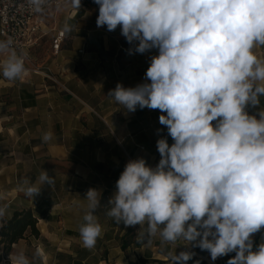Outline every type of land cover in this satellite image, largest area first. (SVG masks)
Instances as JSON below:
<instances>
[{
    "label": "clouds",
    "instance_id": "obj_1",
    "mask_svg": "<svg viewBox=\"0 0 264 264\" xmlns=\"http://www.w3.org/2000/svg\"><path fill=\"white\" fill-rule=\"evenodd\" d=\"M97 27H120L129 55L153 49L145 82L117 83L107 97L125 107L159 110L166 137L157 140L159 162L129 160L116 190L103 206L107 217L126 227L141 226L138 240L161 246L184 240L210 254L212 261L235 252L227 264H264V241L255 250L253 234L264 228V0H94ZM44 13L50 0H28ZM79 10L81 0H70ZM72 25L67 21L62 34ZM11 37L0 39V75L9 81L25 73L24 53ZM248 107L259 108L250 115ZM166 113V114H165ZM259 117V118H257ZM160 129L157 133H160ZM53 138L44 133L45 142ZM55 178L41 169L36 183L25 179L33 199ZM101 191H86L87 211L79 228L83 247L102 235L95 213ZM7 205L0 207L5 216ZM177 247V246H176ZM38 255V253H37ZM194 253H170L171 264H186ZM15 264H31L24 252ZM199 264V261L196 262Z\"/></svg>",
    "mask_w": 264,
    "mask_h": 264
},
{
    "label": "crops",
    "instance_id": "obj_2",
    "mask_svg": "<svg viewBox=\"0 0 264 264\" xmlns=\"http://www.w3.org/2000/svg\"><path fill=\"white\" fill-rule=\"evenodd\" d=\"M83 6L77 10L67 1L38 18L39 32L30 55L32 68L43 69V74H28L15 81L0 75V144H16L13 151L12 147L10 151L1 148L0 154L21 155L30 166L17 175L15 188L1 187L0 203L7 205V212L0 218L10 219L15 212L25 209L34 212L40 239L22 240L14 248L32 245L41 264H53L48 253L51 248L57 252L89 251L109 244L110 237L122 227L106 216L103 206L108 205L115 192L126 163L142 157L148 165L155 166L160 159L157 140L163 136L169 145L173 143L167 128L159 124L162 113L158 109L137 108L128 112L107 97L117 83L127 88L145 82L150 58L158 51L129 55L120 27L111 32L106 25L97 27L94 14L83 22ZM66 21L72 25V31L65 35L59 55L54 56L52 40L62 32ZM44 42L46 55H37ZM254 52L264 58V46ZM246 110L253 115L259 108ZM46 132L53 134L48 142L42 139ZM41 169L54 176V185L42 186L34 199L25 196L24 180L36 183ZM89 188L102 193V206L95 213L102 235L92 249L83 247L79 235L87 211V200L83 198ZM252 239L258 244L264 241V228ZM15 249L9 258L12 264L18 254ZM120 253L116 252V258ZM157 255L158 252H152L149 259L156 261Z\"/></svg>",
    "mask_w": 264,
    "mask_h": 264
},
{
    "label": "rangeland",
    "instance_id": "obj_3",
    "mask_svg": "<svg viewBox=\"0 0 264 264\" xmlns=\"http://www.w3.org/2000/svg\"><path fill=\"white\" fill-rule=\"evenodd\" d=\"M96 4L94 0H87L86 4L83 6L81 12H84L85 22L89 19L92 14L96 17L99 15V7H95ZM91 13V14H90ZM90 27V26H89ZM46 42L41 45L39 48L37 55L41 54L45 56V47L44 45ZM124 47L128 49L131 47L127 41H124ZM4 57L0 56V64H2ZM26 72L21 78L25 79L28 74H43V69H34L32 68L31 59L25 63ZM30 70V73H28ZM34 71V72H33ZM36 71V73H35ZM8 147L6 148V146ZM10 147L13 149L16 148V144H4L2 146L0 144V150L3 148L6 151H10ZM30 169L28 162L23 159L21 155L18 154H0V197L2 195L1 187L6 188L8 187L10 190L16 187V179L17 175L20 172H25ZM9 190V191H10ZM25 196H27L25 194ZM5 204L0 203V207L4 206ZM26 210V209H25ZM1 222L3 221L2 218ZM6 220V219H5ZM122 229L120 228L119 231L116 232L113 236L110 237V243L105 244L104 247L95 250L84 251L82 249H74L71 251L57 252L55 248H51L48 250L50 256H52L53 264H131L130 261L135 262L136 264H140L139 262L148 261L149 264H170V253H175L178 255L181 251H187L194 253L192 258H196L198 261L202 262L203 264H210L213 262L215 264H227V261L235 256V252L229 253L226 256H222L217 258L215 261H212L210 258V254L206 250H201L198 247H193L192 245H185L184 240H177L175 244H168L166 246H161L160 244V237L157 234L155 237L151 238V243L138 240V233L140 225H136L134 227H126L123 224H120ZM2 227V224H1ZM0 227V229H1ZM131 231V233H130ZM130 236L136 244L130 246L127 250H122V244L125 236ZM107 242V241H106ZM32 243L38 245L33 239ZM43 243L44 242H39ZM177 246V247H176ZM14 246L12 250V254L4 260L2 264H12L10 261V257L13 255ZM120 251V255L116 258V252ZM15 252H24L26 256L29 257L31 264H41L40 257L37 255L36 248L32 245L25 247L24 245L19 249L16 247ZM152 252H158L159 255L156 256L157 259L154 263L153 260H150V256ZM15 264V262H14Z\"/></svg>",
    "mask_w": 264,
    "mask_h": 264
},
{
    "label": "built area",
    "instance_id": "obj_4",
    "mask_svg": "<svg viewBox=\"0 0 264 264\" xmlns=\"http://www.w3.org/2000/svg\"><path fill=\"white\" fill-rule=\"evenodd\" d=\"M67 1L70 0H50V5L44 13L51 12L54 7H58ZM86 2L87 0H81V5H85ZM44 13H34L28 4V0H0V39L11 37L14 42V50L18 54H25V63L31 59L30 50L34 45V37L39 32L35 20ZM64 40L65 35L62 32H58L52 40L54 56L59 55ZM28 73H30V70H28Z\"/></svg>",
    "mask_w": 264,
    "mask_h": 264
},
{
    "label": "trees",
    "instance_id": "obj_5",
    "mask_svg": "<svg viewBox=\"0 0 264 264\" xmlns=\"http://www.w3.org/2000/svg\"><path fill=\"white\" fill-rule=\"evenodd\" d=\"M95 7H99V5L96 4ZM1 224L0 264H2L4 260H7V258L12 254L13 246L18 244L20 241L28 240V238L40 239V232L37 228L38 219L32 210L15 212L10 219L3 220ZM134 244H136V242L129 235L125 236L122 244V250L125 251ZM258 245V243H254L253 250H255ZM197 261L198 260L196 258H192L188 260L186 264H196ZM153 262L155 263L156 261ZM139 263L149 264L150 262L143 261ZM199 264L203 263L199 261Z\"/></svg>",
    "mask_w": 264,
    "mask_h": 264
},
{
    "label": "bare ground",
    "instance_id": "obj_6",
    "mask_svg": "<svg viewBox=\"0 0 264 264\" xmlns=\"http://www.w3.org/2000/svg\"><path fill=\"white\" fill-rule=\"evenodd\" d=\"M35 24L38 26V28L40 27V23H39V20H38V19L35 20ZM26 73H27V72H26ZM209 263H210V264H215V263L210 262V261H209Z\"/></svg>",
    "mask_w": 264,
    "mask_h": 264
}]
</instances>
